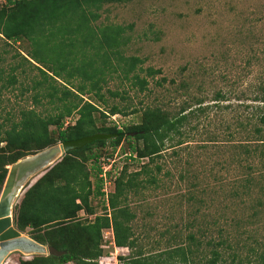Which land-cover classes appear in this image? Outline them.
Wrapping results in <instances>:
<instances>
[{
    "label": "rangeland",
    "instance_id": "374dc122",
    "mask_svg": "<svg viewBox=\"0 0 264 264\" xmlns=\"http://www.w3.org/2000/svg\"><path fill=\"white\" fill-rule=\"evenodd\" d=\"M4 4L5 0H0V8ZM99 15L96 26L124 27L128 42L121 52L141 61L139 76H144L147 68L160 71L152 80L146 78L148 91L143 93L135 92L128 82L120 83L116 74L110 75L113 77L107 78L102 93L117 91L122 98L109 99L104 93L105 107L115 105L121 112L107 117L105 125L132 127L139 123L144 107H159L170 116L182 109L186 116L179 127L180 135H171V141H164L165 150L154 162L160 167L156 175L159 186H145L135 195H126L124 205L134 215L129 223L133 248H116L111 230H101V264H126L137 252L143 257H157L173 247L170 237L180 235L177 241L181 242L187 233L195 234L198 226L211 239L218 231L234 242L241 239L238 241L245 246L239 254L242 259L249 254L247 249L264 251V204L256 205L257 201L264 203V157L258 156L261 147L249 157L242 153L243 146L251 150L256 143H244L241 131L245 126L249 129L247 119L255 110L253 87L264 81V0H130L104 5ZM27 49L25 42L14 44L0 37L2 128L17 121L22 110L33 109L42 117L57 112L46 100H41L40 105L31 102L35 93L31 83L40 77L20 58H25ZM10 77L15 79L13 85L6 84ZM160 78L165 81L158 87L155 82ZM25 88L28 90L23 91ZM216 93L223 95L217 102ZM83 99L94 102L88 96ZM198 109L203 110L199 113ZM75 117L65 119L64 126L72 124ZM129 146V141H122L115 149L108 143L101 148L91 147L90 153L98 157L96 165L110 173L104 181L101 178L103 196L88 199L92 214L78 212L79 221L87 223L104 213L109 216V210H104L107 194L112 193L121 170L126 167V174L133 173L147 163L145 158H128ZM5 148L1 143L3 153H7ZM84 165L92 173V160ZM149 167L153 170V164ZM43 173L32 176L23 187ZM245 179L250 180L248 187L238 189V195L232 196L235 181L243 184ZM89 181L92 188L95 180L90 177ZM190 195L193 200L188 202ZM20 197L21 191L14 206ZM196 207L200 225L183 230L184 224L191 221L187 212ZM12 227L17 230L13 210ZM18 232L30 238L28 229ZM207 249L204 248V258L208 257ZM197 255L194 261L200 264L204 258L199 260ZM40 257L47 256L14 253L5 264L31 260L42 264ZM251 258L252 254L248 259ZM223 260L229 263L228 252L223 254Z\"/></svg>",
    "mask_w": 264,
    "mask_h": 264
},
{
    "label": "trees",
    "instance_id": "16d2710c",
    "mask_svg": "<svg viewBox=\"0 0 264 264\" xmlns=\"http://www.w3.org/2000/svg\"><path fill=\"white\" fill-rule=\"evenodd\" d=\"M129 1L5 0L6 4L0 8V37L14 44L25 42L28 49L25 58H20L40 77L31 83L30 88L35 91L31 98L32 104L40 105L41 100H46V104L52 105L53 110L57 111L42 117L33 109L22 110L18 113L17 121L8 120L10 124L7 128L0 125V144L4 143L7 153L11 151L6 155L0 149V186L6 174L4 166L19 159L95 133L111 136L65 153L39 172L44 173L33 183L28 182L25 185L28 187L21 189V197L13 207V224L17 231L28 229L34 241L64 252L59 257H40L38 260L42 264H101L100 237L101 230L106 229L111 230L113 246L133 248L129 223L134 215L124 205L126 195H135L145 186H159L156 175L160 167L154 162L161 158V152L165 150L164 141H171V135H180L179 127L186 119L182 109L176 116H170L159 107H144L139 123L132 127L117 129L113 125H105L107 117L121 112L115 105L108 109L105 107L107 98L104 93L109 99L122 98L117 91L105 90L102 93L107 78L113 77L110 75L116 74L120 83L128 82L135 92L143 93L148 91L146 78L152 80L160 74L159 70L147 68L144 76H139L141 61L122 54L121 48L128 42L124 27L95 25L101 7ZM164 81L160 78L155 85L159 87ZM6 82L7 85H13L15 79L10 77ZM3 86H0V92ZM252 92L255 110L247 119L249 129L245 126L241 131L245 134L244 143L256 145L251 150L243 146L242 153L249 157L258 150L257 147H261L258 156L262 158L264 81L255 85ZM83 96L92 98L97 105L90 100L84 101ZM222 98L223 95L216 93L214 101ZM202 110L197 111L201 113ZM72 115L76 116L74 122L64 126V120ZM122 141L130 143L128 158L135 161L145 158L147 163L133 173L126 174V167L121 170L114 180L112 193L107 194L104 210H109V216L104 213L87 223L79 221L78 212L92 214L88 199L103 196L102 168L96 165L98 157L90 153L91 147L101 148L108 143L110 148L115 149ZM89 159L92 160V173L84 165ZM151 164L153 170L149 167ZM109 171L104 172V177L109 176ZM90 177L95 180L92 188ZM180 180H183L182 176ZM243 181V184L235 181L232 196H237L238 189L247 188L250 184L248 179ZM261 190L264 192V188ZM187 200L190 202L193 196L190 195ZM261 204L264 203H256L258 207ZM199 214L197 207L188 211L191 221L184 224L183 230L200 225L197 220ZM200 227L195 228L197 237L192 232L187 233L181 242L177 241L180 235L170 237L173 247L161 251L157 257L147 258L137 252L126 264H171L174 261L177 264H195L194 258L199 252L204 258V248H208V257L205 256L200 264H264V251L259 253L247 249L249 254L242 259L239 254L245 246L238 241L241 239L234 242L230 237L221 236L219 231L211 239L206 237L207 231ZM227 252L229 263L223 260V254ZM251 254L253 258L249 260ZM197 256L199 259V254ZM20 264H34V260Z\"/></svg>",
    "mask_w": 264,
    "mask_h": 264
},
{
    "label": "water",
    "instance_id": "95a60500",
    "mask_svg": "<svg viewBox=\"0 0 264 264\" xmlns=\"http://www.w3.org/2000/svg\"><path fill=\"white\" fill-rule=\"evenodd\" d=\"M110 135L95 133L80 139L65 141L19 159L7 167L0 186V264H5L10 254L24 257L45 255L59 257L64 254L20 234L12 227V210L24 184L34 175L51 166L65 153L80 149L94 141L106 140Z\"/></svg>",
    "mask_w": 264,
    "mask_h": 264
},
{
    "label": "built area",
    "instance_id": "2783aa9c",
    "mask_svg": "<svg viewBox=\"0 0 264 264\" xmlns=\"http://www.w3.org/2000/svg\"><path fill=\"white\" fill-rule=\"evenodd\" d=\"M101 168H102L103 173L101 174L100 177H101L102 179H104V172H105V171H104L103 167H101Z\"/></svg>",
    "mask_w": 264,
    "mask_h": 264
}]
</instances>
